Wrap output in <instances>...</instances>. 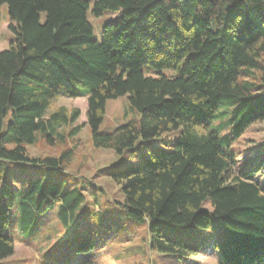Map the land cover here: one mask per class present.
<instances>
[{
  "label": "trees",
  "instance_id": "1",
  "mask_svg": "<svg viewBox=\"0 0 264 264\" xmlns=\"http://www.w3.org/2000/svg\"><path fill=\"white\" fill-rule=\"evenodd\" d=\"M2 4L16 37L0 51V159L37 165L43 176L17 199L0 165V261L15 252L7 229L14 207L27 236L55 211L63 235L43 253L47 264H75L98 242L128 239L144 225L150 248L173 258L212 248L216 264H264V142L234 148L264 123V0ZM90 9L117 15L100 38ZM123 95L131 116L101 131L108 100ZM59 96L86 98L93 146L122 157L109 172L120 198L103 200L100 186L72 172L67 143L83 123L59 128L81 110L51 111ZM40 137L63 150L30 154Z\"/></svg>",
  "mask_w": 264,
  "mask_h": 264
},
{
  "label": "rangeland",
  "instance_id": "2",
  "mask_svg": "<svg viewBox=\"0 0 264 264\" xmlns=\"http://www.w3.org/2000/svg\"><path fill=\"white\" fill-rule=\"evenodd\" d=\"M89 1L92 6L94 0ZM88 15L89 20L93 24L96 38L101 37L102 26L117 16L115 13L107 12L96 17L92 14L91 9ZM12 24H15V22L10 19L7 5H0V51L9 48L16 37L11 27ZM60 106H65L68 112H71L73 108H80L81 110V114L75 123L59 128V130H64L66 133L72 126L83 123L78 135L67 143L69 146H74V157L70 164L72 172L78 175H85L100 186L107 196L103 200L105 198H120L119 186L110 178L109 172L115 163L122 161V157L115 154L111 149L93 146L90 141V128L87 125L86 98L59 96L53 101L50 110L52 111ZM131 114L128 95L109 99L100 130L114 129L127 121ZM263 142L264 123L255 122L247 128L241 138L234 144V148L246 153L253 145ZM155 143L161 145L159 142ZM63 148L64 146L62 145H50L45 139L40 137L36 144L28 147V150L33 155H58ZM0 165L2 166L1 174L14 188L17 199L32 178L43 176L39 166L28 162H12L0 159ZM15 211L16 209L12 207L7 227L9 233L15 237V252L1 260L0 264H47L43 253L50 248L56 239L63 235V227L55 211L52 210L45 215L44 223L41 224L42 230L39 234L37 229L36 232L29 234V236L19 232L18 227L16 229L15 225H17L18 218ZM215 230L216 218L212 217L211 226L205 230L206 235L210 237ZM182 233H180V236H182ZM188 233L190 234L191 231ZM115 238L107 242H98L93 252L87 255L81 254L79 256L80 259L75 264H216L218 257L217 253H213L212 248L187 260H180L152 250L149 246V235L146 225L136 227L132 234L130 233L128 239L116 240Z\"/></svg>",
  "mask_w": 264,
  "mask_h": 264
}]
</instances>
